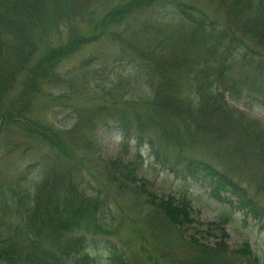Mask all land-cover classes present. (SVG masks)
Here are the masks:
<instances>
[{
	"label": "rangeland",
	"instance_id": "rangeland-1",
	"mask_svg": "<svg viewBox=\"0 0 264 264\" xmlns=\"http://www.w3.org/2000/svg\"><path fill=\"white\" fill-rule=\"evenodd\" d=\"M11 1L34 51L0 99V201L21 175L34 202L36 181L47 179L41 203L52 188L56 199L70 192L107 224L103 236H86L98 264H111L114 249L127 264H264V33H252L264 0ZM120 8L128 11L109 22ZM191 19L224 38L213 39V55L203 46L196 74L182 75L181 57L162 78L143 55L159 28L130 34L154 23L180 35L181 26L188 38L178 47L191 58L202 48L200 35L190 38ZM72 41L80 48L51 70L53 51ZM147 64L156 67L154 86ZM197 162L229 185H215ZM169 200L189 204L188 222L176 226L154 205ZM15 216L0 206V264Z\"/></svg>",
	"mask_w": 264,
	"mask_h": 264
},
{
	"label": "trees",
	"instance_id": "trees-1",
	"mask_svg": "<svg viewBox=\"0 0 264 264\" xmlns=\"http://www.w3.org/2000/svg\"><path fill=\"white\" fill-rule=\"evenodd\" d=\"M130 7L133 6L130 5ZM127 11L126 8L115 9L109 15L111 18L109 22L122 19ZM259 14L254 15L255 22L259 23L256 24L258 30L252 31L254 35L256 34L257 39H260L261 33H264V10H260ZM191 21L193 22L192 26H196L198 29L197 32L189 34L191 35L190 38L200 35L201 38H199L198 43L202 47L199 49L200 55L196 56L192 52L191 58L185 54L183 47H178L180 44H185L182 37L186 40L188 38L185 36L186 33L183 32L180 24V35H178L175 26L172 24L157 27L154 23H149L138 34L137 32L130 34L132 38L135 36L137 38L140 34L145 35L147 30L156 31L159 28L154 35V40L148 42V44L153 43V46L156 45V47H150L152 49L145 48V54L143 55L145 57L144 61L153 62L157 66V73L161 74L162 78L166 77L165 75L172 67L171 63L181 57L188 60V62H185L186 70L182 75L192 76L196 74L204 68L207 61V59H203L206 55L201 56L202 52L205 51L204 47L208 45L205 52L213 55L217 49L213 39L218 42L219 39L224 38V30H220L219 27L212 24L209 27L205 22L200 24L192 19ZM106 22L104 19L103 25ZM259 25L261 26L259 27ZM27 27V18H24L15 2L0 0V99L10 91L16 78L22 73L26 64L30 62V56L34 50L30 52L28 50L30 42L26 35V31L29 30ZM75 48H80L79 41H72L69 45L64 46L62 50L55 49L50 58L52 61L51 70L57 66L59 60L62 59V55L73 52ZM127 55V50L122 52L121 56L124 61L129 57ZM159 63L164 64L160 66ZM144 68L146 72L143 71V74L151 79V86H154L155 80H157L156 67L147 64ZM192 167L195 170L202 171L207 179L211 178L215 185L218 182V187L220 186L222 189L229 185V182L225 180L219 185L218 176L221 181L225 178L208 164L197 162L196 166ZM46 180L34 183V186L39 190V193L36 194V202L33 200L32 192L29 191L30 187L23 185L27 181L26 175H21L18 181L8 188L4 199L0 201V206L4 210L16 214L15 217H9L12 231L9 234L11 242L7 245L6 252H4L6 264H98L86 251V236L90 232L103 236L105 232H108L107 224L94 217L93 210L87 206L83 204L76 206L74 204L75 198L72 195L70 196V192L65 194L63 198L56 199L53 196L56 189L52 188L53 190L49 191V199L45 197L43 203L39 202L41 201L42 191L47 187L44 184ZM232 188L235 195L241 198L247 208L254 210V201L247 199L243 191L240 192L233 186ZM72 193L78 194L75 188H72ZM154 205H157L176 226H181L189 220L190 206L185 201L177 204L173 200L166 201V203L161 201ZM16 242L19 244V248L16 247ZM22 244L25 245V249L22 248ZM116 251L115 249L112 250L111 264H127L128 261H126L124 253L120 254Z\"/></svg>",
	"mask_w": 264,
	"mask_h": 264
}]
</instances>
